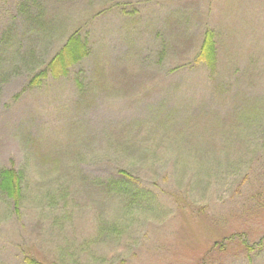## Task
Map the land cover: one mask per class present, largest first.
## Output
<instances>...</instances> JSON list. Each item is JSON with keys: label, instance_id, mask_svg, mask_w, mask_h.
I'll return each mask as SVG.
<instances>
[{"label": "rangeland", "instance_id": "rangeland-1", "mask_svg": "<svg viewBox=\"0 0 264 264\" xmlns=\"http://www.w3.org/2000/svg\"><path fill=\"white\" fill-rule=\"evenodd\" d=\"M2 39L0 264H264V0H0Z\"/></svg>", "mask_w": 264, "mask_h": 264}, {"label": "trees", "instance_id": "trees-1", "mask_svg": "<svg viewBox=\"0 0 264 264\" xmlns=\"http://www.w3.org/2000/svg\"><path fill=\"white\" fill-rule=\"evenodd\" d=\"M5 40L0 42V51H3L2 44ZM2 53V52H1ZM0 53V63H3V58ZM89 54L88 42L79 31H74L69 35L64 44L48 61L46 66L34 74L28 81V85H38L42 81L51 77L54 79L65 77L68 75L69 70L79 62H81ZM195 63L203 64L204 66L214 69L216 65V48L214 36L212 31L207 30L204 33L202 44L195 55ZM128 184L137 185L138 179L133 178L128 172L124 170H117L113 179H108L107 184L114 187L111 190L117 194L124 193L130 198L137 197L135 193L132 197L130 195L131 189ZM128 190L129 194L126 192ZM0 193L11 199L15 204L18 203L21 194V176L19 171L14 168H1L0 169ZM28 264H42L34 259H26Z\"/></svg>", "mask_w": 264, "mask_h": 264}]
</instances>
